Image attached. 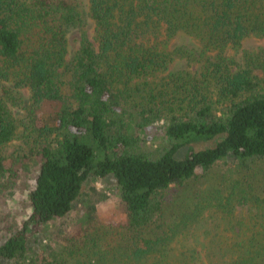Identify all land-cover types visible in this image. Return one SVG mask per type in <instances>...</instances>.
<instances>
[{
    "label": "trees",
    "instance_id": "1",
    "mask_svg": "<svg viewBox=\"0 0 264 264\" xmlns=\"http://www.w3.org/2000/svg\"><path fill=\"white\" fill-rule=\"evenodd\" d=\"M197 1L192 11L189 0H90L87 11L80 0H0V149L19 132L11 109L23 103L17 89L31 91L29 154L10 161L0 153V264H147L209 200L228 218L238 203L263 210L264 78L255 71L264 57L237 71L221 54L208 61L213 87L179 83L175 72L161 91L149 81L169 70L177 52L197 59L194 50H167L180 29L203 41L204 53L239 46L249 25L264 32L259 22L230 15L238 0ZM72 29L82 31V44L68 60ZM171 84L172 93L162 91ZM225 162L232 172L215 176L209 192L198 191L202 200L188 204L192 182ZM91 178L114 181L119 215L106 223L93 207L76 231L63 230L56 223L71 216ZM16 194L20 209L9 204ZM55 224L61 245L38 247ZM243 246L231 264H264V232Z\"/></svg>",
    "mask_w": 264,
    "mask_h": 264
},
{
    "label": "rangeland",
    "instance_id": "2",
    "mask_svg": "<svg viewBox=\"0 0 264 264\" xmlns=\"http://www.w3.org/2000/svg\"><path fill=\"white\" fill-rule=\"evenodd\" d=\"M85 10H89L90 0H80ZM212 0H210L211 2ZM201 2V1H200ZM198 1L193 2L189 0V9L194 11V8H198ZM230 15L233 14L234 19L240 16L245 24H251L253 22H259L264 27V0H238L237 6L229 8ZM166 22L164 23L161 34L159 35V41L166 40ZM252 29L246 36H244L239 46H234L229 43L222 48H214L205 51V43L198 37L188 33L185 30H178V32L169 39L166 43L167 50L175 52L174 50L178 47H183L185 50H194L198 54L197 59H190L182 53L173 54V61L170 64L168 71H162L157 74L156 77L151 78L153 88L158 91L165 86L170 80V73L181 77L183 81L198 80L204 88L208 86L213 87L211 81L207 80L209 76L204 75L206 70V64L210 60H216L221 54L229 61V67L231 66L232 71H237L241 67L247 65H253L257 62V58L264 57V32L261 30H254L252 25H249ZM86 33L88 37L93 40L95 33V22L89 19ZM154 39V38H153ZM154 41V40H153ZM69 52L67 59L71 60L76 52L79 50L82 44V31L80 29H72L68 35ZM164 44V43H163ZM203 55V56H202ZM252 59H256L251 62ZM225 66V65H224ZM227 66V65H226ZM228 67V66H227ZM256 75L264 78V69L258 68L255 71ZM145 82H134L133 85ZM11 85V83H9ZM173 85L167 86L164 90L166 92H173ZM143 85V89L152 88L149 85ZM19 98H22L23 103L21 105L11 106L14 118L19 122V132L16 138H14L9 144L0 149V153L8 160H16L20 157H24L29 154V145L25 137V125L27 112L25 106L30 103L31 91L27 87L17 89ZM143 94H146L143 92ZM160 125L155 124L152 129L153 134H158ZM207 144L196 145L195 149L206 147ZM187 148H184L178 154L179 158H183L186 155ZM29 156L24 159L25 162L29 163L28 168L31 167L29 172H33L34 161L28 159ZM37 163V162H36ZM231 163L225 162L220 166L216 167L210 174L202 175L198 180L192 182L190 192L186 195L193 197L194 203L191 204L193 207L197 202L202 199L198 196V191L209 192L213 184L219 181L220 174L228 175L231 173ZM215 176H218V181ZM180 190V188H179ZM184 195L182 198L185 201ZM14 197V198H13ZM9 201L12 208H21V197L14 195ZM14 200V201H13ZM118 202L119 195L118 189L115 187L114 181L102 180L98 178H91L84 186L83 195L77 202V206L70 217L58 221L56 224L62 225L63 230L73 232L77 230L76 223L78 219L83 215L84 211L88 210L90 213L93 211V207H96L98 213L100 212L102 217L110 222L114 221V215L118 214ZM217 201L209 200L208 205L198 215H196L191 224L188 225L187 229L168 245L161 247V249L153 253L147 260V264H231L233 263L242 253L243 241L246 242L252 238L254 233L260 234L264 232V218L261 215L264 214V208L261 211L255 205L238 203L235 213L228 218L227 213L218 210L216 208ZM176 206L183 209L185 205L178 201ZM178 212V211H177ZM176 214H180L179 212ZM259 216L254 219L255 215ZM264 216V215H263ZM179 218V215H177ZM50 228V233L44 236L43 239L39 240L38 247L43 248L44 245L52 246V248H58L57 237L52 234L54 230H59L57 225ZM57 233V232H55ZM56 238H55V237ZM117 236V234H114ZM113 237V235L111 236ZM41 241V242H40ZM242 247V248H241Z\"/></svg>",
    "mask_w": 264,
    "mask_h": 264
}]
</instances>
